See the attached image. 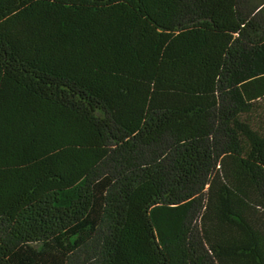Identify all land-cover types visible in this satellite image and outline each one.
Masks as SVG:
<instances>
[{
	"label": "trees",
	"instance_id": "16d2710c",
	"mask_svg": "<svg viewBox=\"0 0 264 264\" xmlns=\"http://www.w3.org/2000/svg\"><path fill=\"white\" fill-rule=\"evenodd\" d=\"M0 264H264V0H0Z\"/></svg>",
	"mask_w": 264,
	"mask_h": 264
}]
</instances>
